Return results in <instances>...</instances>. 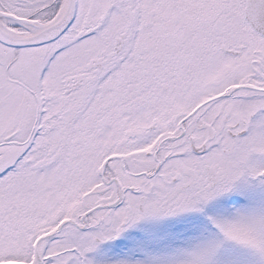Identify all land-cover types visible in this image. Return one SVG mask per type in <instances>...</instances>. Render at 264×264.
I'll use <instances>...</instances> for the list:
<instances>
[{
    "label": "snow or ice",
    "instance_id": "obj_1",
    "mask_svg": "<svg viewBox=\"0 0 264 264\" xmlns=\"http://www.w3.org/2000/svg\"><path fill=\"white\" fill-rule=\"evenodd\" d=\"M0 264H264V0H0Z\"/></svg>",
    "mask_w": 264,
    "mask_h": 264
}]
</instances>
